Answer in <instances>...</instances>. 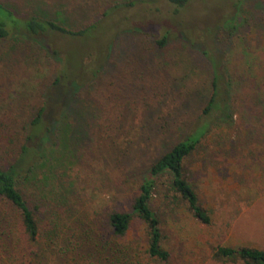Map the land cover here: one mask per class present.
I'll use <instances>...</instances> for the list:
<instances>
[{"label":"rangeland","instance_id":"1","mask_svg":"<svg viewBox=\"0 0 264 264\" xmlns=\"http://www.w3.org/2000/svg\"><path fill=\"white\" fill-rule=\"evenodd\" d=\"M0 4L18 16L51 19L73 29L99 20L107 8L119 4L123 7L113 15L109 33L122 28L138 32L137 38L120 39L102 82L91 90L100 115L92 121L90 137L74 136L78 115L64 120L62 140L54 159L39 171V185L23 186L27 198L38 195L43 200L69 189L79 203L98 211L130 210L151 165L191 131L211 94L210 65L199 50H190L182 37H175L178 33L210 49L216 31L227 28L230 34L231 25L238 23L235 34L255 50L264 48V0H191L179 10L168 0H0ZM166 32L172 41L163 52L155 41ZM28 42L18 37L0 41V162L6 158L4 136L23 128L52 81L47 79L50 67L44 51ZM68 53L66 58L78 66L77 49ZM256 55L264 59L263 50ZM241 97L254 103L248 82ZM237 105V120L244 121L238 127L259 125L255 114ZM245 109L251 122L244 118ZM232 130L221 126L223 139L213 134L187 163L192 172L188 176L212 216L210 225L165 199L167 181L161 182L152 206L171 254L168 264H234L213 259L218 245L264 249V176L246 149L229 147ZM140 236L136 226L129 240Z\"/></svg>","mask_w":264,"mask_h":264},{"label":"trees","instance_id":"2","mask_svg":"<svg viewBox=\"0 0 264 264\" xmlns=\"http://www.w3.org/2000/svg\"><path fill=\"white\" fill-rule=\"evenodd\" d=\"M168 1L179 10L191 0ZM122 7L113 4L99 20L73 29L51 19L18 16L0 4V41L18 37L35 44L44 51L50 67L47 79L52 80L45 85L41 104L31 112L23 128L3 138L6 158L0 162V264H168L171 254L153 200L166 180L165 199L184 206L199 223L211 224L212 216L188 176L192 172L187 163L213 134L223 139L219 134L221 126L235 133L229 138V147L246 149L252 156L250 161L264 176V59L256 55L264 48L249 47L238 32L234 33L239 26L235 23L230 34L227 28L213 33L214 47L210 49L203 43L189 42L181 32L175 36L182 37L190 50L204 55L211 67V94L191 131L151 165L130 210L91 209L79 203L69 189L54 196L50 193L45 200L38 195L26 197L23 186L39 185V171L54 159L67 118L78 115L75 137H90L100 115V105L92 99L91 90L102 82L120 39L126 35L137 38L138 32L132 29L108 31L113 15ZM171 41L170 32H166L155 44L164 52ZM87 42L90 45L85 46ZM75 49L80 54L78 66L66 58ZM246 82L255 95L252 105L241 97ZM237 103L257 116L258 126L244 123L238 127L244 121L237 120ZM246 109L244 118L251 122ZM136 226L141 236L130 241L129 233ZM213 253L218 263L264 264V249L253 246L218 245Z\"/></svg>","mask_w":264,"mask_h":264}]
</instances>
